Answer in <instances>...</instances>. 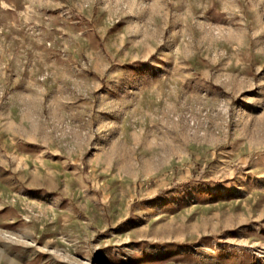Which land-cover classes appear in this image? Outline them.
<instances>
[{
	"label": "rangeland",
	"instance_id": "rangeland-1",
	"mask_svg": "<svg viewBox=\"0 0 264 264\" xmlns=\"http://www.w3.org/2000/svg\"><path fill=\"white\" fill-rule=\"evenodd\" d=\"M0 264H264V0H0Z\"/></svg>",
	"mask_w": 264,
	"mask_h": 264
}]
</instances>
